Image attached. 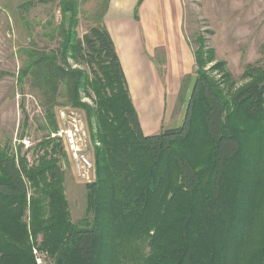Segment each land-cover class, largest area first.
Listing matches in <instances>:
<instances>
[{"label": "trees", "instance_id": "trees-1", "mask_svg": "<svg viewBox=\"0 0 264 264\" xmlns=\"http://www.w3.org/2000/svg\"><path fill=\"white\" fill-rule=\"evenodd\" d=\"M49 1L62 15L45 33L56 44L40 46L30 29L19 80L38 94L52 127L38 163L0 144V264H37L34 249L50 264H264V65H249L237 86L199 34L183 124L147 135L104 25L110 0L82 37L80 0ZM62 96L83 108L100 143L79 224L64 152L50 137Z\"/></svg>", "mask_w": 264, "mask_h": 264}, {"label": "rangeland", "instance_id": "rangeland-1", "mask_svg": "<svg viewBox=\"0 0 264 264\" xmlns=\"http://www.w3.org/2000/svg\"><path fill=\"white\" fill-rule=\"evenodd\" d=\"M28 1L31 0H0V144L10 146L16 156H25L31 165L38 163L44 155L45 149L38 145L52 126L38 94L19 80L23 65L20 50L30 43V29L40 46L54 47L55 41H50L45 33L52 32L62 15L55 1L39 3L29 10L21 7ZM101 1L80 0L78 33L81 37L94 24L91 15L102 10ZM162 24L166 30H173L172 23ZM184 33L192 50L198 46L196 37L204 35L208 46L216 50L217 59L227 62V68L239 86L245 82L243 74L249 65H264V0H185ZM81 67L87 68L85 64ZM195 82L193 69L182 81L180 107L188 105ZM83 101L92 104L90 97H84ZM65 106L72 105L62 96L54 107L57 129L50 137L62 146L64 155L60 154V157L65 172V193L72 221L79 224L88 215L87 186L97 177L96 148L100 143L93 138L95 130L85 111L78 107L87 119L94 165L90 179L80 177L63 140L54 136L65 124L59 115ZM176 116L170 128L183 124ZM24 140L30 141L29 144L26 145ZM34 255L37 264H50L43 252L34 249Z\"/></svg>", "mask_w": 264, "mask_h": 264}, {"label": "crops", "instance_id": "crops-1", "mask_svg": "<svg viewBox=\"0 0 264 264\" xmlns=\"http://www.w3.org/2000/svg\"><path fill=\"white\" fill-rule=\"evenodd\" d=\"M110 0L104 15L120 58L143 132L183 123L182 81L195 69L194 52L184 33L185 0ZM138 6V13L136 8ZM172 23L166 30L162 23Z\"/></svg>", "mask_w": 264, "mask_h": 264}, {"label": "built area", "instance_id": "built-area-1", "mask_svg": "<svg viewBox=\"0 0 264 264\" xmlns=\"http://www.w3.org/2000/svg\"><path fill=\"white\" fill-rule=\"evenodd\" d=\"M59 115L65 124L59 127L54 136L63 140L78 175L90 179L89 176L94 171V165L90 153L91 137L86 116L82 110L72 106L63 107ZM23 142L28 145L30 141L24 140Z\"/></svg>", "mask_w": 264, "mask_h": 264}]
</instances>
